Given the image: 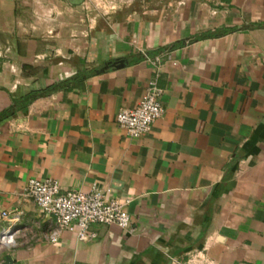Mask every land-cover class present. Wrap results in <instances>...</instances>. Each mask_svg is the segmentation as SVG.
Returning a JSON list of instances; mask_svg holds the SVG:
<instances>
[{"label": "crops", "instance_id": "obj_1", "mask_svg": "<svg viewBox=\"0 0 264 264\" xmlns=\"http://www.w3.org/2000/svg\"><path fill=\"white\" fill-rule=\"evenodd\" d=\"M164 53L162 115L134 137L116 115ZM76 75L0 120V232L19 230L0 264H190L212 239L210 264H264V0H0V112ZM31 179L108 189L132 224L53 241Z\"/></svg>", "mask_w": 264, "mask_h": 264}, {"label": "built area", "instance_id": "obj_2", "mask_svg": "<svg viewBox=\"0 0 264 264\" xmlns=\"http://www.w3.org/2000/svg\"><path fill=\"white\" fill-rule=\"evenodd\" d=\"M167 54L156 56V74L149 79L139 104L133 108L122 107L116 115V123L134 137L146 134L162 115L164 89L158 83V76L163 57ZM26 193L46 215L55 219L57 228L51 235L53 241L57 240V233L61 230L73 231L80 240H85L96 236L90 231L92 224H116L122 228H129L132 224L126 209L129 199L111 198L108 189L98 186L90 191L72 188L61 192L57 181L31 179ZM3 217L9 218V214L3 212ZM18 233L19 230L12 225L4 228L0 232V244L14 247ZM214 242L212 239L205 248L194 252L190 264H210V246Z\"/></svg>", "mask_w": 264, "mask_h": 264}, {"label": "trees", "instance_id": "obj_3", "mask_svg": "<svg viewBox=\"0 0 264 264\" xmlns=\"http://www.w3.org/2000/svg\"><path fill=\"white\" fill-rule=\"evenodd\" d=\"M233 30L232 28H222L218 29L216 31H210L205 34L200 35L199 37H206V36H221L228 31ZM81 79V75H76L72 78L66 79L64 81L55 83L54 85L47 87L43 90H37V91H31L28 94L16 97L14 99L13 104L4 109L3 111L0 112V120L6 119L10 116H13L19 109L27 106L32 100H34L38 96L46 95L52 92H55L57 90H60L62 88L68 87L70 88L71 84L76 82L77 80Z\"/></svg>", "mask_w": 264, "mask_h": 264}, {"label": "water", "instance_id": "obj_4", "mask_svg": "<svg viewBox=\"0 0 264 264\" xmlns=\"http://www.w3.org/2000/svg\"><path fill=\"white\" fill-rule=\"evenodd\" d=\"M82 2H83V0H72V3H74V4H80ZM126 64H127L126 59H119V60H116L110 64L105 65L103 68L100 69V72H104L110 67L121 68V67H124Z\"/></svg>", "mask_w": 264, "mask_h": 264}]
</instances>
